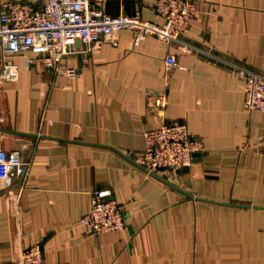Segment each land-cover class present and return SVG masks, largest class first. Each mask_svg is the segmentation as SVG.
Returning <instances> with one entry per match:
<instances>
[{"label": "crops", "instance_id": "obj_1", "mask_svg": "<svg viewBox=\"0 0 264 264\" xmlns=\"http://www.w3.org/2000/svg\"><path fill=\"white\" fill-rule=\"evenodd\" d=\"M92 1L163 22L156 0ZM134 36L122 29L89 51L75 42L60 62L73 77L30 51L12 58L16 80L0 77V148L30 161L13 187L0 182V264L38 239L45 264H264V112L245 108L234 71L264 73V0H197L178 41ZM167 53L177 58L170 70ZM160 93L164 119L199 140L186 169L139 164L144 132L162 122ZM96 190L118 202L124 229L78 224Z\"/></svg>", "mask_w": 264, "mask_h": 264}, {"label": "built area", "instance_id": "obj_2", "mask_svg": "<svg viewBox=\"0 0 264 264\" xmlns=\"http://www.w3.org/2000/svg\"><path fill=\"white\" fill-rule=\"evenodd\" d=\"M154 10L163 19L162 23L142 18L138 12L106 13L92 0H45L39 6L25 1H3L0 77L6 81L16 80L20 68L12 58L27 51L35 54L44 67L73 77L75 70L62 68L60 62L75 52V42L79 41L89 51L122 29L134 31L135 44L147 34H154L167 43L178 41L195 20L197 0H156ZM24 61L29 65L34 60L26 57ZM164 64L167 70L176 66V55L167 53ZM234 71L243 83L245 108L264 112V73L244 65H234ZM166 104L165 93L154 97L155 110L162 122L144 132L145 145L139 164L147 171L189 167L200 149L199 140L190 135L185 123L164 119ZM29 165L30 161L21 151L0 148V182L5 188L13 187L15 180L27 173ZM78 224L89 232L102 233L124 229L126 219L109 190H96ZM13 264H45L41 239L24 249L20 260Z\"/></svg>", "mask_w": 264, "mask_h": 264}, {"label": "water", "instance_id": "obj_3", "mask_svg": "<svg viewBox=\"0 0 264 264\" xmlns=\"http://www.w3.org/2000/svg\"><path fill=\"white\" fill-rule=\"evenodd\" d=\"M187 167H184V168H182V169H186Z\"/></svg>", "mask_w": 264, "mask_h": 264}]
</instances>
